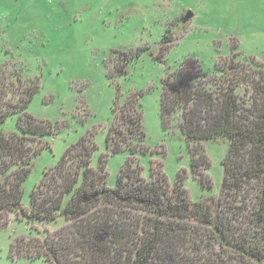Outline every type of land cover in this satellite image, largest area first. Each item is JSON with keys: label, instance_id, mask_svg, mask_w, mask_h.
Instances as JSON below:
<instances>
[{"label": "trees", "instance_id": "obj_1", "mask_svg": "<svg viewBox=\"0 0 264 264\" xmlns=\"http://www.w3.org/2000/svg\"><path fill=\"white\" fill-rule=\"evenodd\" d=\"M234 56L215 64L210 75L187 58L175 77L161 81L162 129L181 134L193 174L200 177L195 172L208 167L203 144L228 145L219 194L196 202L180 177L176 185L167 184L162 164L157 170L158 163L150 161L148 178L142 176L133 155L147 153L142 112L131 95L122 106L114 105L105 138L108 153L125 148L130 155L116 185H106V154L91 168L95 146L88 134L43 171L29 193V208H23L22 185L34 156L47 145L41 137L52 128L25 112L37 81L0 68V126L17 115L18 129L0 132V215L8 217L3 215L7 223L1 220L0 229L12 213L43 222L63 216V225L40 239L14 240L10 256L40 258L44 264H264V70ZM198 153L204 158L196 162ZM197 179L209 186V180Z\"/></svg>", "mask_w": 264, "mask_h": 264}, {"label": "rangeland", "instance_id": "obj_2", "mask_svg": "<svg viewBox=\"0 0 264 264\" xmlns=\"http://www.w3.org/2000/svg\"><path fill=\"white\" fill-rule=\"evenodd\" d=\"M197 2L0 0V68H7L6 73L21 71V79L26 82L37 81L25 112L52 128V134L41 137L47 145L34 156L22 185L23 208H29V193L43 171L54 167L70 145L88 134L95 146L91 168L96 169L99 157L106 154V185H116L118 172L130 155L125 148L108 153L105 138L114 122V105L122 106L131 95L138 100L142 112L141 144L147 153L133 154L142 167V176L148 178L150 161H155L157 170L162 164L169 186L181 178L192 202L219 194L227 142L203 144L208 167L195 173L201 174L202 182L209 180V186L195 180L200 177L191 172L183 137L176 130L162 129L161 81L169 74L175 77L179 63L187 58L198 61L208 75L213 74L215 64L226 62L232 54L237 61L247 59L264 70V52L246 49L235 36L238 30L245 29L221 23L219 7L198 18L192 7ZM206 2L236 5V11L242 14H264V0ZM188 10L193 16L182 24ZM164 37H170V42L163 43ZM136 50H140L138 55L134 54ZM249 95L250 91L246 97ZM16 121L17 115L9 117L0 132L18 133ZM34 144L39 146L41 142ZM204 155H195L196 162ZM62 225V215L56 221L43 222L20 220L10 214L8 224L0 229V264H44L40 258L10 256V246L18 239H40Z\"/></svg>", "mask_w": 264, "mask_h": 264}, {"label": "clouds", "instance_id": "obj_3", "mask_svg": "<svg viewBox=\"0 0 264 264\" xmlns=\"http://www.w3.org/2000/svg\"><path fill=\"white\" fill-rule=\"evenodd\" d=\"M192 7L197 12L198 18L207 14L211 9L219 7L222 10L218 17L221 23H234L238 29L241 27L245 29L235 33L243 46L253 53L264 52V14H242L236 11V5H210L206 0H198ZM177 12L181 14L179 9Z\"/></svg>", "mask_w": 264, "mask_h": 264}, {"label": "water", "instance_id": "obj_4", "mask_svg": "<svg viewBox=\"0 0 264 264\" xmlns=\"http://www.w3.org/2000/svg\"><path fill=\"white\" fill-rule=\"evenodd\" d=\"M193 14L190 10L186 11L184 16L181 19V23L184 24L186 23L188 20H190L192 18Z\"/></svg>", "mask_w": 264, "mask_h": 264}]
</instances>
